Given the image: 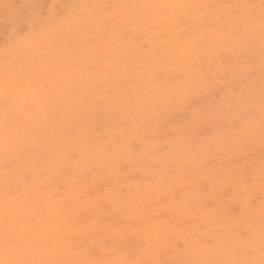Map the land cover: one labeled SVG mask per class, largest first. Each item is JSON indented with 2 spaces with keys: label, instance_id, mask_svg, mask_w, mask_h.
<instances>
[{
  "label": "snow or ice",
  "instance_id": "obj_1",
  "mask_svg": "<svg viewBox=\"0 0 264 264\" xmlns=\"http://www.w3.org/2000/svg\"><path fill=\"white\" fill-rule=\"evenodd\" d=\"M54 7L3 6L0 264H176L166 211L264 264V0Z\"/></svg>",
  "mask_w": 264,
  "mask_h": 264
},
{
  "label": "rangeland",
  "instance_id": "obj_2",
  "mask_svg": "<svg viewBox=\"0 0 264 264\" xmlns=\"http://www.w3.org/2000/svg\"><path fill=\"white\" fill-rule=\"evenodd\" d=\"M153 3V2H192V0H0V23L3 21V6L5 4H16V5H26V4H38L41 6V10L45 13L49 12V6L54 5L52 9L54 12H62L64 8L71 4H82V3ZM197 2L205 3H259V0H197ZM259 34L257 33L255 37V82L257 89L259 87L260 81V71H259V44L258 40ZM3 63V53L0 51V64ZM258 122V113H257ZM259 151V152H257ZM259 153V154H258ZM255 155L260 156V148L255 150ZM137 174H134L136 176ZM155 210V208H154ZM163 220L165 223H171L172 225H180V227L175 228L173 231H169L166 238H162L158 245V251L154 256L148 258H156L163 261H176V264H182L184 260H206V261H219L231 258L229 253L224 248L219 249H192L186 243L189 240L190 229L195 225L196 220L192 219L188 223L184 222V218L176 216L171 211H166L163 215ZM164 228L158 229V231H164ZM258 248V242H257ZM45 258H57L54 253L44 252ZM256 258L259 259V252L257 251Z\"/></svg>",
  "mask_w": 264,
  "mask_h": 264
},
{
  "label": "bare ground",
  "instance_id": "obj_3",
  "mask_svg": "<svg viewBox=\"0 0 264 264\" xmlns=\"http://www.w3.org/2000/svg\"><path fill=\"white\" fill-rule=\"evenodd\" d=\"M259 40V39H258ZM259 44V41H258ZM259 147V145H256L255 150H257V148ZM259 152V151H257ZM259 154V153H258ZM256 156V155H255ZM258 156V155H257ZM256 156V159L258 160V157ZM255 220H256V226H257V242H258V229H259V222H260V217H259V195L257 196V208H256V212H255ZM222 248V247H221ZM220 248V249H221ZM226 250V249H225ZM227 251V250H226Z\"/></svg>",
  "mask_w": 264,
  "mask_h": 264
}]
</instances>
